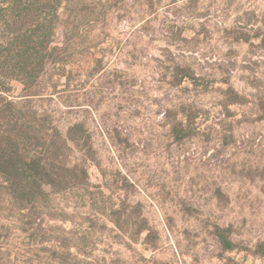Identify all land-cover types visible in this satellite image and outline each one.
Returning a JSON list of instances; mask_svg holds the SVG:
<instances>
[{"label": "rangeland", "instance_id": "1", "mask_svg": "<svg viewBox=\"0 0 264 264\" xmlns=\"http://www.w3.org/2000/svg\"><path fill=\"white\" fill-rule=\"evenodd\" d=\"M45 24L0 146L23 134L49 177L0 174V264H264V0H68Z\"/></svg>", "mask_w": 264, "mask_h": 264}, {"label": "trees", "instance_id": "2", "mask_svg": "<svg viewBox=\"0 0 264 264\" xmlns=\"http://www.w3.org/2000/svg\"><path fill=\"white\" fill-rule=\"evenodd\" d=\"M67 1L0 0V98L10 95L12 82L27 85L37 79L47 56L54 52L46 16ZM6 104L14 106L12 102ZM22 136L9 137V144L0 146V174L11 187L24 191L32 183L40 191L41 179L49 175L43 174L39 160L28 159L19 143ZM263 249L259 247L262 254Z\"/></svg>", "mask_w": 264, "mask_h": 264}]
</instances>
